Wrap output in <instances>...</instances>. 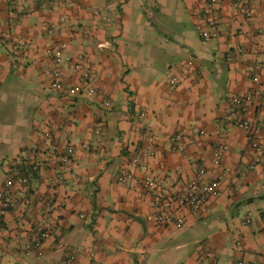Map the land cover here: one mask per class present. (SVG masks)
<instances>
[{
    "label": "crops",
    "instance_id": "0c3cea01",
    "mask_svg": "<svg viewBox=\"0 0 264 264\" xmlns=\"http://www.w3.org/2000/svg\"><path fill=\"white\" fill-rule=\"evenodd\" d=\"M219 1L222 36L206 42L203 0H0V190L19 166L0 264H264V161L251 169L253 141L264 147V0ZM235 1L253 16L235 13ZM61 41L95 69L75 96L72 64L48 55ZM256 91L245 112L229 101ZM70 146L67 166L54 148ZM202 169L223 176L204 215L176 203ZM123 170L135 188L118 182ZM41 231L42 254L27 252Z\"/></svg>",
    "mask_w": 264,
    "mask_h": 264
},
{
    "label": "built area",
    "instance_id": "2783aa9c",
    "mask_svg": "<svg viewBox=\"0 0 264 264\" xmlns=\"http://www.w3.org/2000/svg\"><path fill=\"white\" fill-rule=\"evenodd\" d=\"M233 11L238 14H242L247 18L253 16L252 11L248 8L247 3L243 1H235L233 3ZM64 21V20H63ZM46 32L51 34L53 32V26L47 25L45 28ZM197 30L200 33L201 38L206 41H214L222 36V18L220 11V1L219 0H203V7L201 10V22L197 26ZM68 48L67 41H61L59 48L55 51L50 50L48 55L53 58L56 62L60 63L63 58L69 64H72V72L79 76V82L77 85L72 86L67 89L68 94L75 96L78 95L85 86L93 80L95 76L94 67L88 62L83 54H79L76 57L65 56L64 52ZM232 61V59L230 60ZM187 66H193L192 61L187 62ZM258 77L255 78V81ZM172 83H176V80H172ZM53 88L57 91H64V82L59 72L53 74ZM91 93H96L95 89L90 88ZM260 92L250 94H239L232 96L229 101L230 103L237 107L239 111L245 112L248 104L253 101ZM105 106H110L109 102H105ZM235 125L241 130L250 131L251 127L247 122L243 120L236 121ZM261 129L264 131V122L261 125ZM46 137L50 138V134ZM252 148L259 152V156L255 159L254 165L251 169H255L262 161H264V147L257 141L254 140L252 143ZM227 150L226 146H221L216 152V163L219 164V157ZM55 155L57 158L64 163V165L72 166L74 164V147L70 146L65 150L54 148ZM145 152L144 155H147ZM34 172L39 171L38 164H32L30 166ZM11 168L13 174L6 179L4 186L0 190V223L6 217L7 213L15 206V202L12 199V190L16 185L15 174L19 171V166L17 162H12ZM205 170H200L196 177L189 181L185 194L176 200L179 208L187 209L192 213L196 214H207L209 211V201L212 198H217L221 195V184L223 181V176H219L212 180L204 179ZM135 177L133 173L123 170L118 176V182L130 189L135 188ZM20 183L23 186L29 184V178L23 177L20 179ZM145 185L149 188H154V183L151 179L145 181ZM165 195L163 193H158L155 200V205L157 207L156 214L154 215V222L157 226L163 227L167 225L170 220L169 218L161 212L165 200ZM260 218L264 221V211L260 213ZM177 227L181 229L183 227L182 221L177 224ZM49 232L41 231L35 235L32 240L26 245L27 252H36L37 254H42V246L44 241L47 239ZM74 262V257L69 256L66 263L72 264ZM237 264H245L242 261L237 262Z\"/></svg>",
    "mask_w": 264,
    "mask_h": 264
}]
</instances>
